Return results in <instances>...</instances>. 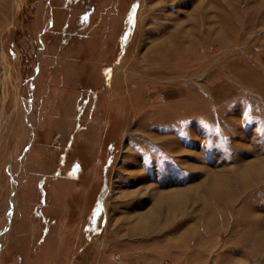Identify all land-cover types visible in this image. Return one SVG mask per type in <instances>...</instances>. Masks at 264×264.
I'll list each match as a JSON object with an SVG mask.
<instances>
[{"label":"rangeland","instance_id":"rangeland-1","mask_svg":"<svg viewBox=\"0 0 264 264\" xmlns=\"http://www.w3.org/2000/svg\"><path fill=\"white\" fill-rule=\"evenodd\" d=\"M253 159L264 0H0V264H264Z\"/></svg>","mask_w":264,"mask_h":264},{"label":"bare ground","instance_id":"bare-ground-1","mask_svg":"<svg viewBox=\"0 0 264 264\" xmlns=\"http://www.w3.org/2000/svg\"><path fill=\"white\" fill-rule=\"evenodd\" d=\"M261 162L259 161L256 162L254 160V161H251V162L249 161L243 164L241 163L233 172L206 175V177L203 179L202 182L204 185H208L206 187L211 193L212 192L214 193L213 195L218 194L217 192H220L221 189H224L225 193L229 194L231 193L232 187L236 186V183L233 184V181H236L238 185H240V183L245 185V184H248V182L252 180V178L260 177L264 172L263 164Z\"/></svg>","mask_w":264,"mask_h":264}]
</instances>
